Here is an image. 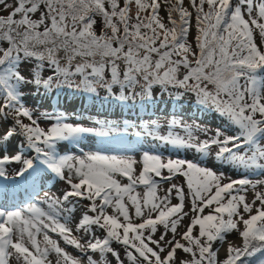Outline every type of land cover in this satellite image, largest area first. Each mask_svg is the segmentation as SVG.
Returning a JSON list of instances; mask_svg holds the SVG:
<instances>
[{"label": "snow or ice", "instance_id": "6c2138e0", "mask_svg": "<svg viewBox=\"0 0 264 264\" xmlns=\"http://www.w3.org/2000/svg\"><path fill=\"white\" fill-rule=\"evenodd\" d=\"M0 6L10 9L0 14V179L14 185L19 178L31 188L29 200L20 194V203L10 204L18 194L0 184V264H53L52 254L54 264H111L109 256L125 264L121 250L128 264H264V191H256L264 187V0H187V6L186 0H0ZM193 27L195 46L188 42ZM77 75L75 87L89 93L100 85L112 94L118 86L114 99L121 102L136 87L141 91L133 96L152 102L157 88L175 102L192 93L222 123L213 130L173 116L167 134L157 122L146 125L137 137L191 150L195 159L145 150L139 172L141 162L130 156L61 154V142L79 147L111 130L69 122L63 112L37 115L24 99L26 90L46 96L71 89ZM49 173L67 185L60 195L43 191ZM181 177L184 183L172 182ZM101 230L103 238L96 235ZM233 233L241 245L228 240ZM224 243L226 258L218 261ZM178 250L190 259L177 257Z\"/></svg>", "mask_w": 264, "mask_h": 264}, {"label": "rangeland", "instance_id": "374dc122", "mask_svg": "<svg viewBox=\"0 0 264 264\" xmlns=\"http://www.w3.org/2000/svg\"><path fill=\"white\" fill-rule=\"evenodd\" d=\"M6 2L8 4H12V5H16L17 0H6ZM186 6H187V0H186ZM190 11H194L193 9H189ZM8 11H10V9L5 10L2 6H0V14H4L7 15ZM136 7L135 4H133L131 6V15L133 17H135L136 14ZM164 14V10H161V15L163 16ZM38 15V14H37ZM19 18V17H17ZM35 18V16L33 17ZM247 18V17H246ZM98 20V24L96 27H99V20L100 18H97ZM134 22V21H133ZM166 24H168V21L165 20L164 21ZM170 26V25H169ZM195 28L193 27L192 30L189 33V43H192L194 45V41H193V36L195 35ZM254 37H255V41L258 44V46H261V39L259 37L258 34V30L254 31ZM195 46V45H194ZM262 50H264V46H262ZM63 52L60 53V56L63 57ZM63 62V61H62ZM80 62L79 60L76 61V63ZM124 68V65L121 63V69ZM52 71V70H51ZM183 72V70H182ZM73 79V87L71 89L64 87L61 90L57 91L58 94L60 95H64L66 94V92H70V93H74L77 95V93H81L84 94L86 91L83 90V88L77 89L75 87V85L79 84L82 77H80L79 75L75 76L72 78ZM141 83H143V81H141ZM103 86L97 85L96 86V92L98 91H106L107 90L102 88ZM113 88L118 89V86H114ZM140 92L141 89L139 87H136L134 90H128V94L131 98L130 101L132 102V99L137 98V99H141V97L139 95H135L133 96V92ZM180 91H183L182 89ZM119 93V92H118ZM136 93V92H135ZM115 95H111L110 98H114ZM158 97H165V98H169V96L167 94H164L163 96H161L158 88L154 90V97L157 102V105L159 107L161 100H159ZM195 99V95L192 93H187L180 102H176L178 105V108L173 107L169 112L168 110V104L167 102H164V106L162 107V109L164 110H156L155 113H146L145 116L142 118V113H134L131 115H123L124 117H129L128 120L125 121H119L117 119H115L114 121H112V118L107 119L106 118H102V119H94L95 117H87L86 116V111L83 112V110L81 108L77 109L75 108L74 104H66L61 106V104L55 103L54 105H52L51 107L53 109H51V107H48L47 110L42 109L43 107L40 106L37 98H33L32 100L34 102H31L29 100L28 97H25L24 99V103L27 107L31 108L34 113H36L37 115L41 112L44 111H48V112H53V111H57V112H63L65 115L68 116L69 118V122H78L81 123L83 125L89 123L92 124L91 122L97 123V126H94L96 128H100V129H104V130H111L110 132L113 134L112 136H105V137H91V138H86L82 141L81 145L79 147H76L74 145L71 144H65L64 142H61V144L58 146V151L61 152V154H66L65 150L67 149L68 151H73L74 150V154L76 155H80L81 154V149L83 150V152H90V151H99L102 154H107V155H123V156H130L132 158H134L135 160H137L138 163L136 165L137 168V172L140 171V169L142 168V153L145 150H150L153 153L156 154H160L162 157H164L165 159L171 157L173 159L176 158H181V159H195V153L191 150H184V149H180V150H176L175 148H172L171 146H166L163 143L157 141V140H153L152 138L148 137L145 138L142 134L141 137H135L137 132H142V130L145 128L146 125L151 124L153 122H157L159 123V125L161 126L160 131L162 134H167V124L171 121V119L173 118V116H175L177 119H183L184 121H186L187 123H192L194 120L196 121V123L199 124H206L208 127H210L211 129H215L218 126L221 125L222 121L220 119V117L216 114L213 113H207L206 111H204V115L202 112H197L196 114H189L187 115L185 113V111L191 109V104L190 102L192 100ZM129 102V99L127 100ZM139 103V101L137 102ZM192 107L194 108V106L192 105ZM167 110V111H166ZM12 115H15L14 113ZM130 117H132V121L130 119ZM139 120H138V119ZM22 119L24 120L25 123H29V121L27 120V118L22 117ZM42 127H49V124H46L44 122L41 123ZM174 131H176L177 133L183 134V130L182 128H176ZM115 135H121L115 138ZM112 138L113 142H108V139ZM134 138V139H133ZM201 139H203V137L201 136ZM146 145V146H145ZM32 154V155H31ZM31 156H34L35 153L32 152L30 153ZM19 167V165H12L11 168H17ZM10 168V171H11ZM225 173L228 177H230L231 179H239L241 178L240 174L234 171H231L229 169H225ZM48 183L47 189H43V191H50L53 194L56 195H60V189L61 188H66L67 185L64 184L63 181H59L54 175H49L48 176ZM123 179V178H122ZM159 179V178H157ZM20 182L15 183L13 186L18 189V187L22 186V183H24L23 181H21L19 179ZM172 182H179V183H184L183 178L181 177L179 180H173ZM227 182V181H224ZM8 180L6 179H0V184H7ZM161 183L163 184L164 188L168 187V184H164L162 181ZM138 191L143 192V186L138 187L137 189ZM185 191L187 192L186 186H185ZM256 191H264V187H259L256 189ZM160 194L162 195L163 193L160 192ZM243 194V193H242ZM43 196V192H41V197ZM254 198V192L253 190H251L249 188V191L246 194V199L248 201H251ZM39 199V198H38ZM178 201L176 199H173L172 203L175 204ZM10 204H16V203H11ZM84 204H87V201H83ZM259 204V202L257 201V205ZM46 207V205H45ZM187 200H186V208L185 211H187ZM83 209L78 208L77 211L74 213V219L78 220L81 216ZM109 213L111 214L112 210L109 209L108 210ZM208 209H205V213H207ZM91 214V213H89ZM247 218V215H246ZM122 219V218H121ZM188 223V219L187 217L184 219V221L182 222L181 226L178 228V232L183 231L184 230V225H186ZM74 229V234L76 235H81L82 233H76L75 232V223H73L71 225ZM198 227V226H197ZM163 231V227L162 226H158V231L156 233V236L158 237L160 235V232ZM193 234H196V229L193 230ZM50 235L53 238L59 239V237H57V235L55 233H50ZM96 235L100 238H103V236L105 235V233L101 230V231H97ZM171 235V234H170ZM228 240L231 241L234 245L239 246L242 244L241 239L238 237V234L233 233L231 235H229ZM61 246L65 247L67 251H69L72 255H78V252L72 247V246H67L64 245L63 241H60ZM218 243V242H217ZM113 247L120 250V246L116 245L115 243L113 244ZM217 247V244L213 245V248L215 249ZM227 248H228V243H224L222 246H220V250L218 253V261H223L226 258V253H227ZM93 256L94 259L100 260L101 257L99 255V253H89ZM121 257L122 259H125V264H128L125 256H124V252L121 250ZM177 257L179 258H183V259H190V256L188 254H184L182 252V250H178L177 252ZM50 260L55 261V255L52 254L49 257ZM109 260L111 261V264H115V261L112 259L111 256H109ZM12 264H15V261L12 262ZM86 264V262H85Z\"/></svg>", "mask_w": 264, "mask_h": 264}, {"label": "trees", "instance_id": "16d2710c", "mask_svg": "<svg viewBox=\"0 0 264 264\" xmlns=\"http://www.w3.org/2000/svg\"><path fill=\"white\" fill-rule=\"evenodd\" d=\"M51 74V69H47L44 72V76ZM107 90L106 88H103ZM116 88H113V93L109 94V92L106 91H98L95 93H85L81 97L72 94L67 93L64 95H60L58 93H49L48 95L44 96L46 99H49L53 101V104L58 103L61 104V106L65 104H74L75 108L79 109V106L85 105V109L87 111H94L98 114H95V116L98 117H113L117 120H125L123 118V114H134V113H148L151 108L150 106L154 105V102L144 100L142 103H136V101L132 102H121L117 101L115 99L110 98L111 95L118 96L119 93L115 91ZM119 90V89H118ZM41 95L36 94L34 91H26L25 97H28L30 99L40 97ZM90 96V97H89ZM43 97V95H42ZM194 107L197 106L198 111H205L202 110L195 102V99L190 102ZM210 112V111H207ZM188 114L191 113V111H187ZM212 113V112H210ZM89 114V113H88ZM90 115V114H89Z\"/></svg>", "mask_w": 264, "mask_h": 264}]
</instances>
